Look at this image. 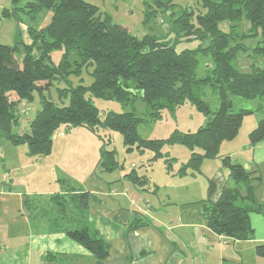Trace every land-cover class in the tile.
Segmentation results:
<instances>
[{
    "label": "trees",
    "instance_id": "obj_1",
    "mask_svg": "<svg viewBox=\"0 0 264 264\" xmlns=\"http://www.w3.org/2000/svg\"><path fill=\"white\" fill-rule=\"evenodd\" d=\"M22 1L11 0L13 8L2 9V16H17L16 9H21L18 4ZM196 2L200 3L198 7L184 6L176 16L175 0H154L152 5H146L143 23L154 19L161 9L170 12V30L176 36L193 34L191 39H208L206 47L199 50L210 55L212 66L200 78L196 77L197 49L178 51L175 42L156 35L138 38L125 26L102 17L99 8L85 0H26L29 13L44 8L50 10L51 15L45 26L28 29L30 44L19 40L18 30L13 44L0 42V137L14 146L24 144L28 155L40 160L51 153L53 135L61 126L83 128L103 142L98 163L108 172L123 168L115 159L114 149L105 148L111 141V131L121 134L127 151H150L147 166L164 158L167 171L175 158L167 157L163 147L184 146L190 156L175 171L179 176L200 173L206 159H220L228 168L227 181L231 180L233 185L226 183L217 199L212 200L216 184L207 178L206 196L199 201L203 203L202 217L213 233L232 240H247L252 235L249 213L256 208L250 173L239 163L232 162L229 156L221 155L220 146L238 135L243 117L252 112L234 111L231 95L243 99L264 97V63L262 66L251 64V71L242 73L235 61L240 50H248L236 37H257L253 51L264 53V0ZM243 14L250 27L248 32L239 35L234 28ZM221 24L228 25L226 31L221 29ZM34 50L38 55L33 54ZM56 50L63 52L59 60L53 62L51 53ZM73 50L76 58L71 61L69 54ZM21 51L23 56L19 61L17 55ZM83 69L90 77L89 84H72L71 74L78 76ZM55 80L68 84L60 90L62 95L69 96L67 105H56L45 93ZM203 85H209L217 94L215 110L202 98ZM35 98L40 107L33 112L29 131H13L21 117L18 105L31 103ZM93 98L115 99L123 104L139 98L152 120L159 119L163 109L172 111L189 103L206 116V123L194 132L175 128L166 138L143 139L137 126L147 122V117H140L134 111H108L101 116ZM248 138L252 145L264 139V120L258 121ZM126 176L136 185L146 182L144 175H139L135 169ZM89 198L88 192L76 189L51 196L49 200L60 205L57 209L62 214V217L52 218V227H63L61 218L77 221L75 227L65 225V234L87 249L96 264H101L108 255L107 242L96 229L73 218L75 211L86 218ZM67 209L73 214L70 217L66 215ZM255 251L264 257V244L258 245Z\"/></svg>",
    "mask_w": 264,
    "mask_h": 264
},
{
    "label": "crops",
    "instance_id": "obj_2",
    "mask_svg": "<svg viewBox=\"0 0 264 264\" xmlns=\"http://www.w3.org/2000/svg\"><path fill=\"white\" fill-rule=\"evenodd\" d=\"M26 105L24 102L22 107ZM260 120L264 119L252 117L250 130L221 144L220 153L250 173L256 208L249 213L252 235L247 240L217 235L206 226L203 203L199 202L206 191L204 198L189 202L191 189L189 193L186 189L168 190L167 184L147 179L143 173L138 174L144 175L146 182L136 185L123 168L104 171L98 163L103 142L83 128L65 126L56 132L52 151L45 159L29 160L22 167L39 166L48 160L56 168L47 177L57 185L56 192H42L40 197L45 195L49 200L66 194L67 189L89 193L86 218L78 220L96 229L107 242L108 255L101 264H264V257L255 251L264 244V139L252 145L248 138ZM75 136L80 143L71 145L70 138ZM54 139L58 140L56 146ZM5 144L0 137V264H96L93 255L64 232L65 225L75 227L77 221L61 218L63 227H52L56 217L42 210L39 200L36 203L40 197L13 188L6 162L15 165V146ZM87 151L90 156L83 157ZM167 172L165 180H175L177 174L170 177ZM21 183L19 179L18 185ZM226 183L216 186L212 200Z\"/></svg>",
    "mask_w": 264,
    "mask_h": 264
},
{
    "label": "rangeland",
    "instance_id": "obj_3",
    "mask_svg": "<svg viewBox=\"0 0 264 264\" xmlns=\"http://www.w3.org/2000/svg\"><path fill=\"white\" fill-rule=\"evenodd\" d=\"M25 1L23 0L18 6L21 9H16L17 16H2L1 10L4 8H13L14 5L11 4V0H0V42L3 44L11 45L17 39V30L19 31V40L24 44H30L31 40L29 38L28 29L35 28L39 29L45 26L49 19L51 12L47 9H42L37 13L28 12L29 8L25 7ZM89 3L96 5L99 8V12L102 17H109L112 22L125 26L129 33L142 38L146 34L156 35L162 37L163 39L168 40L170 43H176L175 48L180 51L182 49H197L196 58L198 60V67L196 69V77L200 78L206 75L209 69L212 66V60L210 55L207 54L204 50H199V48L206 47L208 39L199 40L197 38L191 39L193 34H181L176 36V34L171 30V16L170 12H165L161 9L157 11V16L150 20L147 23H143V16L146 9V5H152L154 0H85ZM196 1L201 0H175L177 6L175 9L176 16L181 11L180 9L184 6L189 5V7H198L200 3ZM221 29L224 31L227 30L228 25L221 24ZM250 24L243 14L240 21H238V26L235 29L236 33L242 35L243 33L248 32ZM189 37V39H187ZM238 42L243 41L247 51L240 50L236 56V67L239 72L247 73L251 71V64L256 66H262L264 63V53L257 54L253 49L257 45L258 38L254 36H246L243 38L236 37ZM63 50H56L51 53V58L53 62H57L62 54ZM34 55H38L36 50L33 51ZM23 56L22 51L18 53L17 58L21 61ZM76 58L75 51L73 50L69 54V59L72 61ZM50 63V62H47ZM69 80L74 83H81L87 85L90 82V77L85 69L82 72L75 76L71 74ZM68 84L65 81L55 80L50 86L49 89L45 91L47 97L58 106L67 105L69 102V96H64L60 93V90L67 88ZM202 98L206 100L210 108L215 110L218 107V99L216 92L209 86H202ZM14 100V96H11ZM233 101V110L237 111L239 109H249L253 110L251 114L245 115L243 118L242 126L239 130V136L241 133L248 132L250 130L249 121L252 117L256 119H264V97L255 98V99H243L231 95ZM93 103L99 110V114L104 116L105 112L112 111L116 113H122L127 111H134L138 116L147 117V122H142L137 126V131L141 138L143 139H162L166 138L175 128H178L181 131H190L194 132L198 129L199 126H203L206 123V116L195 109L189 103L183 104L181 107L176 110L163 109L161 112V117L159 119H150L149 115L147 116V108L145 103L139 99L135 98L134 100H129L127 103L123 104L115 99H106V98H93ZM259 104L263 105V108H259ZM39 100H35L31 103H28L25 108L21 107V117L19 119L18 126L13 129L15 132H28V123L33 117V112L39 108ZM24 109V110H22ZM65 126H61L58 130L64 129ZM72 129V128H70ZM83 131V130H82ZM57 133L53 135V138L58 136ZM111 141L105 146L106 149H114L115 159L123 166V170L129 172L131 169H135L138 173H143L146 178H151V180H158L162 184H167V189H186L189 193V190L192 193H189V202L198 201L200 198H204L205 191L207 189L208 180L207 177L212 179L217 188L227 182L229 185H233L232 181H227L228 179V168L224 167L219 159L204 160L201 165V172L195 175L186 174L184 176H174L173 181H170V178L166 181V165L164 158H159L152 162L151 166H147V159L151 156L150 151L145 150L140 153L137 150L127 151L124 144L121 134L116 131H111L110 133ZM93 141L97 138L93 137ZM57 139H54L55 146L57 145ZM2 143L12 147L6 140L2 138ZM78 137L70 138V144L76 145L79 144ZM99 143H102L99 141ZM227 143L223 142L222 145ZM14 147V146H13ZM12 152V158L14 163L6 162V168L11 170L9 179H14L13 188L21 191H30L35 197L42 192H56L57 185L53 181H48V175L51 170H56V168L50 165L48 160L39 166H31L23 168L22 165L26 164L29 160H34V158L27 153L26 146L20 144L14 147ZM199 151L198 149H196ZM168 156L175 158L172 160L171 168L167 172L170 177L175 174V171L178 170L182 162H185L189 156L190 151L187 150L184 146L175 144V145H166L162 149ZM223 152L222 146H220V153ZM26 153V154H25ZM90 156V152L87 151L83 153V157ZM46 157H44L45 159ZM43 159V158H42ZM28 164V163H27ZM84 161H81V167L83 168ZM131 164L133 166H131ZM1 165V162H0ZM14 165V167H13ZM148 176V177H147ZM8 179V182L10 181ZM22 179V183L19 186L18 181ZM165 188V189H166ZM164 189V188H161ZM189 189V190H188ZM167 190V191H168ZM164 192V190H162ZM180 194V193H179ZM39 200V201H38ZM40 203L42 210H47L53 215V217L59 216L62 217V214L58 211V204L53 203L51 200H48V197L43 195L40 199L37 198L36 203ZM69 208V207H68ZM67 211V217H70L72 212ZM74 212V210H73ZM73 218L80 219L84 222L85 218L82 217V214L75 211ZM237 259V254H236Z\"/></svg>",
    "mask_w": 264,
    "mask_h": 264
},
{
    "label": "water",
    "instance_id": "obj_4",
    "mask_svg": "<svg viewBox=\"0 0 264 264\" xmlns=\"http://www.w3.org/2000/svg\"><path fill=\"white\" fill-rule=\"evenodd\" d=\"M24 102H21L18 107L21 108L23 106Z\"/></svg>",
    "mask_w": 264,
    "mask_h": 264
},
{
    "label": "built area",
    "instance_id": "obj_5",
    "mask_svg": "<svg viewBox=\"0 0 264 264\" xmlns=\"http://www.w3.org/2000/svg\"><path fill=\"white\" fill-rule=\"evenodd\" d=\"M133 166V165H132Z\"/></svg>",
    "mask_w": 264,
    "mask_h": 264
}]
</instances>
